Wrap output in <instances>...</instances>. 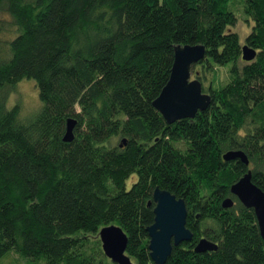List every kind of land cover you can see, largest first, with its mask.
<instances>
[{
	"label": "trees",
	"instance_id": "obj_1",
	"mask_svg": "<svg viewBox=\"0 0 264 264\" xmlns=\"http://www.w3.org/2000/svg\"><path fill=\"white\" fill-rule=\"evenodd\" d=\"M230 2L0 0L10 17L0 18V264H116L99 240L111 224L133 264H155L156 187L185 200L194 235L165 264H264L255 211L230 190L250 169L264 189V0H244L253 61L242 59ZM179 44L205 45L191 72L212 100L168 124L153 101ZM28 78L42 101L30 116L11 101ZM238 150L249 166L223 158ZM201 238L218 249L197 252Z\"/></svg>",
	"mask_w": 264,
	"mask_h": 264
},
{
	"label": "water",
	"instance_id": "obj_2",
	"mask_svg": "<svg viewBox=\"0 0 264 264\" xmlns=\"http://www.w3.org/2000/svg\"><path fill=\"white\" fill-rule=\"evenodd\" d=\"M242 59L253 61L257 51L248 44H244ZM174 64L167 85L153 101V106L162 114L168 124H172L182 118L193 119L198 112L206 110L211 103L212 96L203 91L202 83L197 78H192V66L199 63L206 55L205 45H181L176 46ZM67 129L64 140L74 139L75 119L67 120ZM228 160L241 159L249 166V159L241 151H228L223 155ZM232 194L242 204L253 209L258 221L259 231L264 243V189L253 182L252 169L245 173L240 180L230 186ZM235 204L233 198L223 200V207L230 208ZM149 206L154 205V222L147 227L150 249V257L155 264H165L171 255L173 246L191 241L194 237L187 223V203L183 198H178L166 189L156 187L153 190L152 200ZM99 240L106 256L116 264H133L127 254L129 238L123 228L115 224L100 228ZM195 250H217L216 245L207 238H201L195 245Z\"/></svg>",
	"mask_w": 264,
	"mask_h": 264
},
{
	"label": "rangeland",
	"instance_id": "obj_3",
	"mask_svg": "<svg viewBox=\"0 0 264 264\" xmlns=\"http://www.w3.org/2000/svg\"><path fill=\"white\" fill-rule=\"evenodd\" d=\"M229 5V9L233 10V12L238 18L237 23L233 26L234 30L238 32L242 44L244 45L246 36L251 32L254 22L251 17L246 15L244 11V0H231ZM0 16L1 19H6L10 21L9 15L5 13H0ZM7 36H9V34ZM230 67L231 64H228L219 68V79H221L223 83L227 79ZM192 78H194V75H192ZM11 101L12 103L17 102L18 104H20L22 112L25 115H34L36 111L40 109V104H42V101H40L39 90L36 86L35 80L30 78L22 79V81H20L17 88L15 89V92L12 93ZM11 262L12 259L9 258L8 261H5L2 264H11Z\"/></svg>",
	"mask_w": 264,
	"mask_h": 264
}]
</instances>
